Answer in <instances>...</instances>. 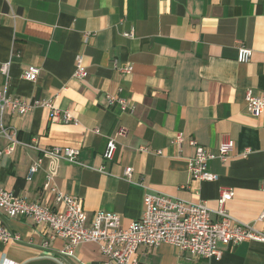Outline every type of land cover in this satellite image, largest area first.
<instances>
[{"label": "crops", "instance_id": "obj_1", "mask_svg": "<svg viewBox=\"0 0 264 264\" xmlns=\"http://www.w3.org/2000/svg\"><path fill=\"white\" fill-rule=\"evenodd\" d=\"M241 46L253 51L247 63L238 62ZM78 56L88 67L83 81L74 76ZM124 66L132 73H121ZM31 67L40 69L35 82L23 77ZM249 89L264 94V0H0V91L32 103L52 101L78 120L52 122L39 105L25 115L0 113V149L17 141L0 159V185L54 208L44 184L56 171L59 191L81 199L89 216L114 213L124 227L143 215L147 192L205 202L216 220L220 192L230 188L231 217L264 234V111L249 113ZM108 93L134 102L136 113L108 108ZM120 127L128 135L117 140L108 163L103 155ZM179 133L181 145L173 143ZM226 138L235 141L231 159L208 163L219 180H195L188 140L217 154ZM53 147L80 150L78 164L45 157L42 151ZM38 160L41 169L29 179ZM130 166L133 183L124 177ZM0 224L20 236L0 242V264H62L57 258L67 241L52 238L47 226L1 210ZM219 248V261L191 259L165 243L140 247L138 258L140 264H264V242ZM76 253L64 264H104L94 243Z\"/></svg>", "mask_w": 264, "mask_h": 264}, {"label": "built area", "instance_id": "obj_2", "mask_svg": "<svg viewBox=\"0 0 264 264\" xmlns=\"http://www.w3.org/2000/svg\"><path fill=\"white\" fill-rule=\"evenodd\" d=\"M89 36V34L87 35ZM125 36L132 37V33ZM253 51L241 46L238 52V62L247 63L251 60ZM9 64L2 68L4 74L9 73ZM133 68L124 66L120 68L123 74H131ZM88 67L83 56L76 59L75 78L83 81L88 77ZM40 75V69L31 67L24 72V79L35 82ZM248 111L255 117L261 116L264 111V94H255L254 90L246 92ZM44 106L49 111V119L52 122L63 124H78L75 116L69 112L56 108L52 101L32 103L22 98H14L0 91V113L5 111L15 115H25L35 106ZM106 106L118 107L123 113L135 114L137 105L119 96L118 94H106ZM98 132V130H97ZM128 130L120 127L114 136L109 137L104 160L111 162L118 149L117 140L126 137ZM185 142L182 133L176 134L173 143L181 145ZM189 144L194 147L195 154L189 160V172L195 180L202 182H216L219 176L210 172L208 163L212 160H220L227 163L235 148V141L226 138L219 147L218 153H213L201 146L195 139H189ZM17 141L8 148L0 149V159L4 154H12L15 151ZM147 152V148H142ZM45 157L54 160L67 161L78 164L80 150L74 148L53 147L44 149ZM42 160H38L29 168L28 178L32 179L41 169ZM106 173V168H100ZM134 168L125 170L126 181L133 183ZM56 171L48 173L44 184L46 198L54 199V208H49L42 202H29L16 197L12 192L0 185V210L9 218L18 219L30 217L37 225L47 226L53 232L52 238H61L67 241L65 248L58 255V260L64 264L65 258L77 259V248L84 243H94L98 246L104 257V264H140L138 252L140 247H159L162 244H170L191 259L221 260L223 252L219 244H228L232 247L244 241L264 242V234L257 231L252 225L234 220L227 210L228 201L235 196L233 189L224 188L220 192L218 219L212 217V210L205 202L192 203L183 199L166 195L147 192L144 196V212L141 218L122 225L121 217L109 212H96L89 216L81 199L65 195L59 191L55 182ZM264 192V182L262 184ZM260 220H264V214ZM20 236L14 234L8 226L0 224V242H19ZM48 243L45 244L47 246ZM3 264H12L3 262Z\"/></svg>", "mask_w": 264, "mask_h": 264}]
</instances>
